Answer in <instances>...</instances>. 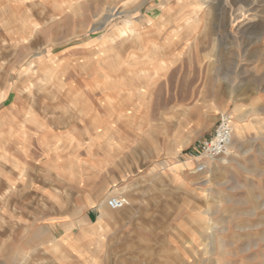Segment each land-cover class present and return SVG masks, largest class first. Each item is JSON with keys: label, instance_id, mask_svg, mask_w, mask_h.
I'll return each mask as SVG.
<instances>
[{"label": "rangeland", "instance_id": "374dc122", "mask_svg": "<svg viewBox=\"0 0 264 264\" xmlns=\"http://www.w3.org/2000/svg\"><path fill=\"white\" fill-rule=\"evenodd\" d=\"M39 2L0 10V120L11 105L22 104L64 122L80 117L90 102L95 111L106 106L131 139L136 104L165 97L189 104L184 121L143 111L158 134L172 140L142 130L140 152L154 139L171 155H158L124 176L133 195L121 196L129 203L146 200L135 208L139 234L103 239L99 225L90 233L81 229L82 238L96 237L91 249L97 264H264V0ZM159 66H166L165 75L149 79L148 68ZM210 105L217 108L212 117ZM225 112L233 124L247 126L226 161H216L219 167L202 182L194 178V160L180 173L170 169L190 160L184 154ZM178 136L187 142L175 143ZM4 172L1 163L0 263L18 264L28 249L26 228L15 220L27 211L21 206L26 192L12 189ZM62 241L75 250L79 240ZM76 251L83 256V248ZM83 258L77 264H86ZM28 259L54 264L45 255Z\"/></svg>", "mask_w": 264, "mask_h": 264}, {"label": "crops", "instance_id": "0c3cea01", "mask_svg": "<svg viewBox=\"0 0 264 264\" xmlns=\"http://www.w3.org/2000/svg\"><path fill=\"white\" fill-rule=\"evenodd\" d=\"M34 1L0 0V10L11 13V8L20 10L25 3ZM51 1L53 4L58 2ZM170 59L163 58L162 61L166 63ZM166 69V66L149 67V79L165 75ZM103 96L107 100L108 94ZM167 99L165 97L162 102L149 103L145 107L136 104L138 119L131 139L124 137L117 119L109 118L106 106L95 111L90 102L80 108L83 111L80 117L64 122L59 117L46 118L38 109L33 112L22 104L11 105V109L4 111L0 120V164L5 167L4 181L12 189L15 185L26 192L25 199L21 201L23 205H20L27 211H21L22 215L15 220L26 228L23 237L28 249L18 264H38L28 259L37 255L48 256L54 264H77L81 257L86 264H97L95 252L91 249L92 245L96 246V237L84 235L82 238L79 235L81 229L93 232L91 226H100L103 239L114 234L118 239L135 237L134 232L138 228L135 222L138 211L135 208L146 200L131 198V203L115 210V213L110 208L112 212H106V200L116 194L132 196L129 189L125 190L130 185L124 176L129 171L139 170L158 155H171L172 150L153 145L154 139L145 143L149 148L147 152H140L139 139L140 131L147 130L151 137L167 136L169 141L172 140L170 134L159 135L156 123L146 118L147 114L143 112L157 110L163 120L175 118L184 121L189 104L186 101L173 102L170 97ZM216 109L210 105L209 117ZM184 125L182 136L186 137L188 126L183 122ZM213 128L214 124L209 127L207 135ZM182 136L174 142H187ZM111 192L114 194L109 195ZM149 203L147 200L146 205ZM133 223L137 225L135 228ZM94 231L98 232V229ZM6 232L11 233V230L8 228ZM67 236L79 240L75 250L63 243L62 239ZM60 243L63 244L55 247ZM79 248H83V256L76 251ZM0 264L12 263L4 261Z\"/></svg>", "mask_w": 264, "mask_h": 264}, {"label": "built area", "instance_id": "2783aa9c", "mask_svg": "<svg viewBox=\"0 0 264 264\" xmlns=\"http://www.w3.org/2000/svg\"><path fill=\"white\" fill-rule=\"evenodd\" d=\"M233 134V118L225 112L220 114L218 122L212 132L193 144L191 150L184 154L185 159L195 161L193 170L197 173L205 170L204 160L225 156L229 152ZM128 204V200L122 196H110L106 200L108 208L117 210Z\"/></svg>", "mask_w": 264, "mask_h": 264}, {"label": "bare ground", "instance_id": "6f19581e", "mask_svg": "<svg viewBox=\"0 0 264 264\" xmlns=\"http://www.w3.org/2000/svg\"><path fill=\"white\" fill-rule=\"evenodd\" d=\"M242 117H244V114H241V115H237V118L240 120ZM234 122V121H233ZM246 129H247V126L245 125V124H242V123H240V122H238V123H235V124H233V134H232V137H233V140L231 139V142H230V147L231 148H234V146H237L238 144H240L241 143V141L244 139V137H245V131H246ZM212 160V159H211ZM193 160L192 159H190V160H188V161H186V162H184V163H179V164H177V165H175L174 167H172V168H170V169H172V170H174L176 173H180L183 169H185V168H189V166L191 165V162H192ZM216 161H218V162H224V161H226V157L225 156H223V159H220V157L219 158H215V159H213L212 161H209V160H207V161H205V170L203 171V172H201V173H199V174H197V176H195L194 178L196 179V181L197 182H202V181H205V179H206V174L208 173V172H211V170H213V169H217L218 167H219V163L218 162H216ZM221 165V164H220ZM211 174V173H210ZM208 179V178H207ZM206 179V180H207ZM120 194V193H119ZM116 196H117V194H116ZM128 203H129V201H128ZM101 204V203H100ZM131 209V208H130ZM130 209H128V210H130ZM106 212H108V213H111L112 211L109 209V208H107L106 207ZM133 212V211H132ZM98 214V213H97ZM100 228V227H99ZM22 258V257H21Z\"/></svg>", "mask_w": 264, "mask_h": 264}]
</instances>
